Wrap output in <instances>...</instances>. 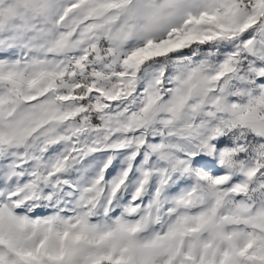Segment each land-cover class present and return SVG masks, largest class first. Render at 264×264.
Segmentation results:
<instances>
[{
    "label": "snow or ice",
    "instance_id": "1",
    "mask_svg": "<svg viewBox=\"0 0 264 264\" xmlns=\"http://www.w3.org/2000/svg\"><path fill=\"white\" fill-rule=\"evenodd\" d=\"M0 264H264V0H0Z\"/></svg>",
    "mask_w": 264,
    "mask_h": 264
}]
</instances>
